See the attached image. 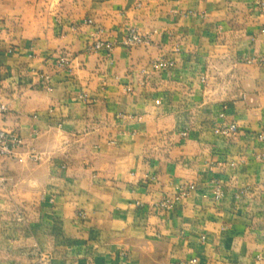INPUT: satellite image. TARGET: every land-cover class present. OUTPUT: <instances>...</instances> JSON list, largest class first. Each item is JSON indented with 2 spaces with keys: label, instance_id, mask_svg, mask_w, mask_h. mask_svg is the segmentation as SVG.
Wrapping results in <instances>:
<instances>
[{
  "label": "crops",
  "instance_id": "crops-1",
  "mask_svg": "<svg viewBox=\"0 0 264 264\" xmlns=\"http://www.w3.org/2000/svg\"><path fill=\"white\" fill-rule=\"evenodd\" d=\"M260 2L0 0V264H264Z\"/></svg>",
  "mask_w": 264,
  "mask_h": 264
},
{
  "label": "built area",
  "instance_id": "built-area-1",
  "mask_svg": "<svg viewBox=\"0 0 264 264\" xmlns=\"http://www.w3.org/2000/svg\"><path fill=\"white\" fill-rule=\"evenodd\" d=\"M138 6H140V3H138ZM260 6L264 7V2H260ZM88 22H91V20H89ZM101 33H102L101 31H97L93 35L92 42H90L86 47V50L88 52H98L103 49L107 50L108 52H111L113 50L115 42L103 38ZM122 42L125 45L132 48L134 46H137L145 42V38L143 37V35L140 34L137 28L131 27L129 28L127 35L124 37ZM67 64H68V60L65 57L59 58L57 61L58 67H64ZM172 65H174V62L168 60H156L151 64L153 68L160 70L167 69ZM46 78H49V76H47ZM5 110H6V106L0 104V112H3ZM238 130H239V126L234 121H228L224 119L221 122V131L228 136H232L236 134ZM182 135L186 136L187 133L183 132ZM261 137L263 136L261 135ZM22 146H23V140L17 132L0 128V158H10V159L22 161V157L19 155ZM30 157L36 159L38 158V155L36 153H32ZM235 165L236 164L234 162L230 163L231 167H234ZM215 182H216L215 199L220 200L224 196L223 187L219 181H215ZM187 194H188V190L182 188L177 193L176 199L179 200L185 197ZM197 263H198L197 258H192L190 260L180 262V264H197Z\"/></svg>",
  "mask_w": 264,
  "mask_h": 264
}]
</instances>
